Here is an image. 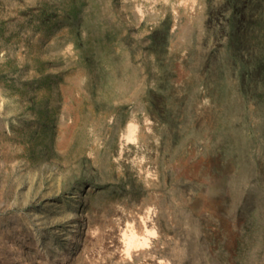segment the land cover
Wrapping results in <instances>:
<instances>
[{
  "label": "rangeland",
  "instance_id": "obj_1",
  "mask_svg": "<svg viewBox=\"0 0 264 264\" xmlns=\"http://www.w3.org/2000/svg\"><path fill=\"white\" fill-rule=\"evenodd\" d=\"M0 264H264V0H0Z\"/></svg>",
  "mask_w": 264,
  "mask_h": 264
}]
</instances>
